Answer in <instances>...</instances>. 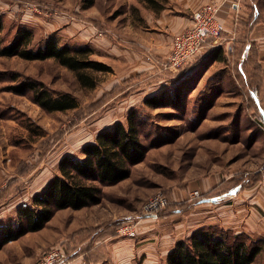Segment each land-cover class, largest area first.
<instances>
[{
	"label": "rangeland",
	"instance_id": "374dc122",
	"mask_svg": "<svg viewBox=\"0 0 264 264\" xmlns=\"http://www.w3.org/2000/svg\"><path fill=\"white\" fill-rule=\"evenodd\" d=\"M256 1L254 16L256 10L264 11V0ZM85 3L0 0L2 44L23 25L33 30L35 44L55 34L60 44L89 46L91 58L117 63L112 72H94L99 81L89 88L54 58L0 56V73H7L0 75V222L16 220L20 206L33 204L34 195L58 173L63 155L79 154L99 131L126 121L132 109L151 116L144 136L149 149L145 159L132 167L129 178L102 185L100 203L56 211L42 229L5 244L0 264H36L53 246L62 247L75 264H145L144 256L154 250L155 238L144 237L146 229L134 238L122 236L117 227L138 221L143 205L159 193L168 199L161 218L169 220L156 222L157 228L166 227L159 238L158 263L168 264L167 255L175 242L191 235L194 227H220V205L199 206L198 197L217 194L224 175L249 176L257 168L264 171V122L244 57L237 58L233 48H227L226 60H214L206 48L179 71H169L159 59L146 55L147 50L133 51L127 37L134 35V29L128 24L138 18V12L127 1L95 0L90 7H84ZM96 28L104 32L102 37ZM112 28L121 32L116 34ZM139 59L142 63L135 65ZM150 63L159 67L152 68ZM200 66L202 76L189 92L184 111L145 105L147 96L173 86ZM13 71L73 94L79 107L44 110L28 94L8 90L15 83L10 78ZM195 190L200 196H192ZM252 264H264V248Z\"/></svg>",
	"mask_w": 264,
	"mask_h": 264
},
{
	"label": "trees",
	"instance_id": "16d2710c",
	"mask_svg": "<svg viewBox=\"0 0 264 264\" xmlns=\"http://www.w3.org/2000/svg\"><path fill=\"white\" fill-rule=\"evenodd\" d=\"M94 3L95 0H87L84 7H90ZM2 31L3 22L0 18V35ZM92 54L93 49L89 46L72 48L67 44H60L55 34H50L35 44L33 30L23 25L17 28L7 43L2 44L0 36V56H19L26 60L54 58L62 66L74 71L80 84L89 88L96 87L99 81L94 72L113 71L110 64L91 58ZM210 55L214 60L227 59L222 47L215 48ZM202 73L201 66L197 67L191 75L173 86L147 96L144 99L145 105L150 108L170 107L178 112L184 111L189 92L196 87ZM10 74L15 83L9 85L8 90L16 94H28L48 112L79 107L76 97L69 92L53 90L43 81L22 76L18 71ZM150 118L149 114L132 109L126 121H116L111 127L99 131L94 140L81 147L79 154L63 155L58 162V173L41 192L34 195L33 204L20 206L16 220L0 222V249L28 232L42 229L58 210H78L100 203L102 185H114L129 178L132 167L142 162L147 155L149 145L144 136ZM162 210L153 215V218L162 217ZM176 212L175 210L174 213ZM263 248L262 238L253 239L245 232L237 233L223 227L203 226L188 237L177 240L167 255V262L252 264Z\"/></svg>",
	"mask_w": 264,
	"mask_h": 264
},
{
	"label": "crops",
	"instance_id": "0c3cea01",
	"mask_svg": "<svg viewBox=\"0 0 264 264\" xmlns=\"http://www.w3.org/2000/svg\"><path fill=\"white\" fill-rule=\"evenodd\" d=\"M125 1L132 6L134 11L138 12V18H134L133 22L128 24L134 29V35L127 37L132 43L133 51L147 50L145 54L151 59H159L161 64L171 50L174 37L192 24L191 13L201 5L217 3L220 6L219 15L225 21L226 31L222 34V41L218 45L205 47L204 49L207 48L205 52H212L215 48L222 47L227 53L228 46H232L237 58L244 57L242 62H246V65L251 68V79L256 85V90L252 91V95L258 102V109L264 122V15H262L264 11L256 10L255 16L253 15L252 6L256 5V0ZM233 3H236V6H233ZM125 28L128 27L125 26ZM112 30L116 34L121 32L116 28H112ZM146 62L143 61V63ZM242 62L239 64L240 67L243 66ZM107 63L112 68H115V64H117L112 61ZM140 63H142V59H139L135 65ZM150 64L152 68L159 67ZM219 190L217 194L198 197L197 205H220L218 211L220 227L234 230L237 233L246 232L255 239H264L263 169L257 168L249 176L224 175L220 180ZM172 218L174 216L170 220H173ZM208 218L211 220L213 217ZM161 220L169 219L160 217L138 220L139 229L141 228L139 233L145 232L146 229V234L143 236H149L156 240L151 244V247H154L152 253L144 256L145 264H159L157 247L162 245L159 238L162 236L161 234L166 233V227H161V224L157 228L156 222ZM165 223L168 224L167 221ZM204 224L206 223L203 222L202 225ZM151 247L149 246V248Z\"/></svg>",
	"mask_w": 264,
	"mask_h": 264
},
{
	"label": "built area",
	"instance_id": "2783aa9c",
	"mask_svg": "<svg viewBox=\"0 0 264 264\" xmlns=\"http://www.w3.org/2000/svg\"><path fill=\"white\" fill-rule=\"evenodd\" d=\"M236 6V3H233ZM220 6L217 3H207L196 8L190 15L192 24L182 33L175 36L168 56L162 62L163 68L172 72L179 71L189 61L199 55L207 46L218 45L222 34L226 31L225 21L219 15ZM97 30L98 36L104 32ZM232 50V46H228ZM192 196H200V191L195 190ZM168 199L162 194L151 196L143 205L140 219L153 218V215L164 209ZM138 221L125 222L118 228L122 236L134 238L139 234ZM36 264H75L72 257L60 246H53L47 250Z\"/></svg>",
	"mask_w": 264,
	"mask_h": 264
}]
</instances>
